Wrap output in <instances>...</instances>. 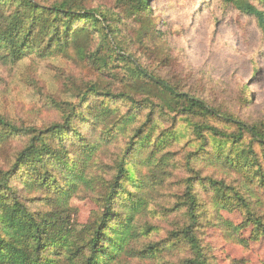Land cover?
<instances>
[{"label": "trees", "instance_id": "1", "mask_svg": "<svg viewBox=\"0 0 264 264\" xmlns=\"http://www.w3.org/2000/svg\"><path fill=\"white\" fill-rule=\"evenodd\" d=\"M149 1L120 0V4L128 16L143 17L149 14ZM221 1L254 20L264 37V0ZM83 2L0 0L2 64L12 68L30 55L43 60L73 53L97 71L95 79L75 86L76 103L68 104L59 121L47 127L37 130L0 116V130L18 145L13 160L0 169V264H129L135 259L149 264L179 248L190 254L175 264H209L197 232L210 220V205L201 201L195 186L205 180L220 192L218 181L190 176L183 197L177 196L174 207L164 210L179 212L180 219L163 241H154L150 235L155 228L142 227L137 220L135 224V219L148 212V187L153 179L159 183L157 172L163 161L151 168L148 180L137 173L145 163L137 164L134 158L147 150L152 129L162 121L191 122L202 140L201 150L206 146L204 132L212 146L240 142L246 134L264 146V127L246 125L213 109L148 70L124 36V20ZM123 107L127 110L120 115ZM142 110H147L145 121L132 127L122 155L106 165L109 173L101 170L106 166L97 163L98 154L107 150L114 133L131 127ZM208 118L222 119L236 129L218 128L206 122ZM92 166L98 177L90 171ZM80 192L102 201L103 210L93 224L77 232L69 201ZM239 200L253 224L254 237H264V221Z\"/></svg>", "mask_w": 264, "mask_h": 264}, {"label": "rangeland", "instance_id": "2", "mask_svg": "<svg viewBox=\"0 0 264 264\" xmlns=\"http://www.w3.org/2000/svg\"><path fill=\"white\" fill-rule=\"evenodd\" d=\"M83 1L91 9L124 20V36L148 70L213 109L235 116L246 125L264 127V37L254 20L221 0H150L149 14L143 17L125 14L120 0ZM144 21L150 23L148 29L141 24ZM96 73L94 64L80 61L73 53L43 60L30 55L12 68L0 62V116L37 130L47 127L59 121L68 104L76 103L75 86L95 79ZM126 110L123 107L120 115ZM146 113L142 110L131 127L114 133L107 150L98 154L97 163L106 166L122 155L132 127L143 123ZM205 121L227 131L236 129L222 119ZM192 127L184 120L174 125L158 122L147 150L135 156L137 164L145 163L137 173L148 180L152 179L151 168L163 161L157 172L159 183L153 179L148 187V212L137 216L135 224L137 220L142 227H154L151 240L163 241L181 215L164 210L174 207L177 196L183 197L189 177L198 174L202 179L211 178L218 181L220 192L205 180L195 186L201 201L210 205V220L197 232L208 263L264 264V237H254L253 224L247 221L239 200L264 221V146L247 134L240 142L212 146L209 134L204 132L206 146L201 150L202 140ZM100 130L94 133L95 139ZM17 146L0 130V169L13 160ZM100 169L110 172L108 166ZM90 171L98 177L95 166ZM96 190L101 194L99 188ZM89 197L80 192L69 201L77 232L93 224L102 213L103 202ZM189 254L179 248L177 253L165 254L164 259L149 264H175ZM138 260L129 264H143Z\"/></svg>", "mask_w": 264, "mask_h": 264}]
</instances>
